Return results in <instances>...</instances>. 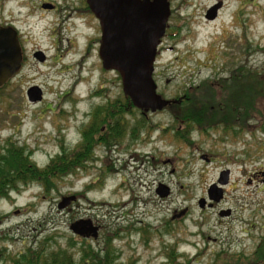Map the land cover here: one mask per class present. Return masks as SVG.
Masks as SVG:
<instances>
[{
	"label": "rangeland",
	"instance_id": "obj_1",
	"mask_svg": "<svg viewBox=\"0 0 264 264\" xmlns=\"http://www.w3.org/2000/svg\"><path fill=\"white\" fill-rule=\"evenodd\" d=\"M169 2L175 36L163 41L154 75L165 99L233 73L250 80L264 71V0ZM46 3L56 9L42 10ZM216 6L217 17L207 19ZM84 7L92 12L85 0H0V25L14 26L26 51L21 70L0 93V152L12 140L32 151L39 169L63 149H82L96 108L124 97L119 75L102 66L99 21L89 14L69 19ZM34 87L41 101L29 100ZM180 113L165 109L147 118L135 109L123 117L122 138L111 147L99 142L93 160L55 181L51 194L32 183L0 200V264L45 240L50 251L68 249L76 261L83 247L95 260L108 249L114 264H217L224 253L253 256L264 237V119L253 115L229 136L215 128L178 137L189 125ZM225 171L224 199L212 202L209 189ZM159 185L170 189L168 197L157 194ZM70 196L78 202L60 210ZM82 219L100 226L97 239L72 233ZM173 249L176 262L167 256Z\"/></svg>",
	"mask_w": 264,
	"mask_h": 264
},
{
	"label": "trees",
	"instance_id": "obj_2",
	"mask_svg": "<svg viewBox=\"0 0 264 264\" xmlns=\"http://www.w3.org/2000/svg\"><path fill=\"white\" fill-rule=\"evenodd\" d=\"M249 75L250 80H243L233 73L230 83L220 81V84L224 85L223 88H219L218 83L206 81L197 89L187 91L185 93L187 99L183 101L185 110L181 113L180 110L178 117L186 122H190L188 119L194 117V120L202 128L201 131H207L208 126L217 129L222 123L231 124L233 122L231 117L233 120L237 119V126L241 129L244 126H240V124L243 122L246 124L253 115L256 120L263 121L264 71L261 73L255 71ZM119 79L121 80L120 77ZM4 88L5 86L0 89V93ZM135 109L131 100L125 96L108 103L107 107L96 108L91 129L84 134L83 148L75 152H67L63 149L59 155L52 159L50 165L43 169H39L33 163L32 151L18 148L15 142L9 140L2 149L4 152H0V200L8 198L12 192H17L23 186L32 183L40 184L44 189V194H51L56 189L55 181L70 176L88 160H93V152L99 142L111 147L114 141L122 138L124 132L119 127L123 123V117L133 115ZM226 110L228 113L223 112ZM99 124L105 127L107 125L106 131H102ZM132 132L138 136L140 130L134 129ZM177 140L182 141L180 138ZM48 243L45 240L36 250L28 249L27 252L20 253L12 259L11 263L114 264L116 261L114 252L108 249L105 252V258H101L97 254L93 256L96 260L90 258L91 250L85 247L80 251L82 254L80 260L76 261L68 249L58 248L57 251H50ZM86 246L88 245L86 244ZM167 256L170 262L174 259L176 262L175 249ZM3 260H5L4 254L0 252V263ZM217 264H264V237L253 256H232L224 253L218 255Z\"/></svg>",
	"mask_w": 264,
	"mask_h": 264
},
{
	"label": "water",
	"instance_id": "obj_3",
	"mask_svg": "<svg viewBox=\"0 0 264 264\" xmlns=\"http://www.w3.org/2000/svg\"><path fill=\"white\" fill-rule=\"evenodd\" d=\"M87 4L99 21L101 45L99 56L104 70L115 72L122 82L123 93L144 116L165 110L171 101L158 93L155 81V66L159 48L166 35L171 15L169 0H87ZM44 8H50L44 5ZM220 6L212 8L207 19L214 20ZM36 58L43 62V53ZM23 54L18 32L12 27L0 26V89L22 68ZM31 102L42 100L39 88L28 91ZM219 185L208 192L209 200L220 203L224 198L223 187L228 184L229 171L221 173ZM157 194L161 198L170 195V189L159 185ZM76 202V196L65 197L59 204L63 210ZM206 200L199 205L206 207ZM229 216L230 212L222 214ZM75 236L97 239L99 227L91 220H79L70 226Z\"/></svg>",
	"mask_w": 264,
	"mask_h": 264
},
{
	"label": "flooded vegetation",
	"instance_id": "obj_4",
	"mask_svg": "<svg viewBox=\"0 0 264 264\" xmlns=\"http://www.w3.org/2000/svg\"><path fill=\"white\" fill-rule=\"evenodd\" d=\"M85 3H87V0H85ZM44 5H48V6H50V8H44V6L42 5V10H44V11H49V10H53L54 8H55V6H52V5H50V4H44ZM56 9V8H55ZM80 14H79V18H81V19H83V20H85L87 17V15L89 14V15H91L92 17H93V19H95V17H94V14L92 13V12H88V10L86 9V7H84L83 9H79V10H77ZM91 11V10H90ZM175 14V12H173L172 10H171V15H170V18H169V21H168V27H167V31H166V35H165V37L163 38V40H162V43H163V41H165L166 39H168V38H170L171 36H175V34H169V31H170V22H171V20H172V18H173V15ZM69 17H71V16H69ZM70 19V18H69ZM86 24H88V22L86 21L85 22ZM0 26H2V27H12V28H14L17 32H18V35H19V41H20V45H21V48H22V54H23V61L25 60V53H26V51H25V47H24V44L21 42V38H22V36L19 34V31L14 27V26H4V25H0ZM100 44H101V40H100ZM100 49V48H99ZM173 49V48H172ZM171 49V50H172ZM161 55V51L159 50V53H158V57ZM34 57L36 58V54H34ZM231 80H232V77L231 76H229V77H227V78H224V79H219V80H217L215 83H218L217 84V86L219 87V88H223V84H220V81H224V82H227V83H230L231 82ZM221 94H223V93H221ZM187 99V95L186 94H184L183 96H181V97H174V98H172L170 101L172 102L171 103V105L169 106V108H167L171 113H178V111H180L181 110V108L183 107V101H185ZM224 113H228L227 112V110L226 111H223ZM145 117H147L148 118V116H145ZM200 119H202V118H200ZM190 122H189V125H188V128L187 129H185L186 131L185 132H183L182 133V136L184 137V135H186V136H191V135H193L194 133H197V134H200V135H204L203 133L205 132V130L204 131H201L202 130V128L198 125V123H197V121H195L194 120V117H191V118H189L188 119ZM231 120L233 121V122H231V124L230 123H227V124H225V123H222L221 125H219L218 126V132L220 133L221 132V134H223L224 136H229V135H231L232 133H233V131H237L238 130V126H237V119H235V120H233L232 119V117H231ZM250 119H248V121H249ZM247 121V122H248ZM182 123H186V121L185 120H183V122ZM208 130H213V129H215V128H213V126L212 127H210V126H208ZM208 130L206 131V135H208V134H210L209 132H208ZM101 143H98V145H100ZM106 146H107V144H105ZM195 146H196V144H195ZM138 160V159H137ZM153 160H154V162H155V158H153ZM207 161H209L208 159H207ZM154 162H153V164H154ZM210 162V161H209ZM220 176H221V174H220ZM220 176H219V179L217 180V183L216 184H218L219 185V181H220ZM229 180L230 179H228V183H229ZM215 184V185H216ZM228 185V184H227ZM226 185V186H227ZM220 186V185H219ZM225 187V186H224ZM224 187H223V189H224ZM224 194H225V192H224ZM224 199V198H223ZM78 202V199H77V197H76V202H74V203H77ZM95 226H97V225H95ZM97 227H99V229H101L100 228V226H97ZM90 239V238H89ZM93 239V238H92Z\"/></svg>",
	"mask_w": 264,
	"mask_h": 264
},
{
	"label": "bare ground",
	"instance_id": "obj_5",
	"mask_svg": "<svg viewBox=\"0 0 264 264\" xmlns=\"http://www.w3.org/2000/svg\"><path fill=\"white\" fill-rule=\"evenodd\" d=\"M72 18H79V16H75V17H72V16H71L70 19H72Z\"/></svg>",
	"mask_w": 264,
	"mask_h": 264
}]
</instances>
